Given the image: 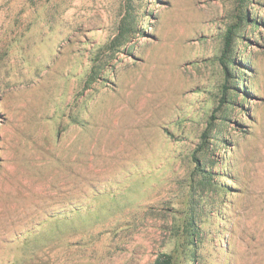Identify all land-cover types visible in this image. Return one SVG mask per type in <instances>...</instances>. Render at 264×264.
I'll return each mask as SVG.
<instances>
[{
    "label": "rangeland",
    "instance_id": "374dc122",
    "mask_svg": "<svg viewBox=\"0 0 264 264\" xmlns=\"http://www.w3.org/2000/svg\"><path fill=\"white\" fill-rule=\"evenodd\" d=\"M165 255L264 264V0H0V264Z\"/></svg>",
    "mask_w": 264,
    "mask_h": 264
},
{
    "label": "trees",
    "instance_id": "16d2710c",
    "mask_svg": "<svg viewBox=\"0 0 264 264\" xmlns=\"http://www.w3.org/2000/svg\"><path fill=\"white\" fill-rule=\"evenodd\" d=\"M231 34H232V29L228 30L227 36H226V40H225V51H227L230 47L231 44ZM222 63H224V61H221ZM195 159L197 160V158L195 157ZM167 258L166 260H157L156 264H171V260L170 257L168 255H165Z\"/></svg>",
    "mask_w": 264,
    "mask_h": 264
}]
</instances>
